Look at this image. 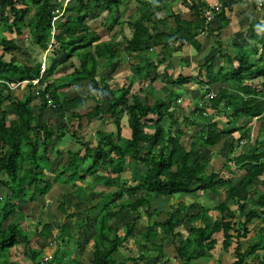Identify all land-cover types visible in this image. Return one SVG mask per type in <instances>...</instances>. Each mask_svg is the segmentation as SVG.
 Masks as SVG:
<instances>
[{
  "label": "trees",
  "instance_id": "obj_1",
  "mask_svg": "<svg viewBox=\"0 0 264 264\" xmlns=\"http://www.w3.org/2000/svg\"><path fill=\"white\" fill-rule=\"evenodd\" d=\"M125 1L129 0H68L63 14L52 23L55 10L63 8L64 0H0V23L15 36L14 40L0 35V186L8 192L0 196V264H42L41 249L29 248L30 263L10 259L12 250L19 249L21 242L28 247L32 240L23 225L24 204L46 195L55 183L74 186L76 178L84 181L87 176L92 182L115 188L101 193L99 201L88 206L89 193L78 185L73 194L61 195L57 209L66 217L58 226L59 239L65 245L77 240L80 229L85 237L91 234L90 264H115L119 247L129 240L141 249L135 256H123L124 261L159 263L164 257V241L163 237L157 243L153 241L158 229L164 237H170L180 264H196L212 253L217 243L222 251L231 249V264H264V253L259 257L256 254L264 249V223L257 228L256 240L243 249L240 246L253 231L249 225L264 216V23L252 15L246 16L247 41L232 42L231 53L216 50L204 54L203 60L193 66L195 73L179 72L174 77L167 72L171 67L168 58L189 47L198 53L210 36L218 38L224 34L230 24L226 12L247 0L222 2L210 21L203 17L210 5L200 0L182 1L190 12L189 18L171 10L170 0H134V16L120 20L117 8ZM6 8L10 16L2 13ZM255 26H260L261 32ZM124 27L128 32L121 34ZM104 32L112 34L108 40H102ZM118 34L121 37L117 40ZM26 38L30 46L46 51L49 64L42 73L40 61H18L12 54L23 51L18 41ZM5 54H9L8 59ZM23 54L30 56L26 51ZM122 55L133 60L129 63L130 76L127 83L112 90L108 81L114 67L98 74V60L105 59L103 67L107 68L125 60ZM217 57L222 63L216 64ZM67 62L69 68L65 69ZM182 62L189 68V61ZM61 70L66 73L53 76ZM85 81L91 84L94 95L70 97L62 90H75ZM21 82L25 83V93L18 97L7 83ZM155 82L166 89L164 96L156 98L144 92L147 84L153 86ZM189 82L198 84L204 97L202 104L194 102L180 119L177 113L182 107L176 99L181 92L177 89ZM135 83L139 85L137 91L132 90ZM35 98L40 100L37 106L32 104ZM88 98L93 105L80 113ZM48 99L52 104H48ZM46 113L55 117L53 123L45 118ZM82 117L98 118L113 129H97L93 143L79 139L69 130L68 123ZM122 117L125 126L120 123ZM61 118V122L56 120ZM255 123L263 134L258 133L249 142ZM182 125L196 130L186 145L181 140L185 136ZM123 127L126 136L122 134ZM234 132H238V138L228 141L231 156L225 154V162L220 161L221 166L213 169L209 165L211 152L216 147L222 152L225 135ZM66 137H74L80 146L67 151L68 160L62 164V153L54 145L55 139L62 143ZM240 139H245V148L239 147ZM232 167L243 170L236 181L223 175ZM99 169L101 174L97 173ZM126 170L131 172L129 183L121 182L120 174ZM249 186L255 189L254 193ZM218 188L224 189V196L212 207L195 206L194 202L185 205L178 199L176 207L165 213L150 210L156 195L217 192ZM231 203H235V209L230 208ZM82 204L85 206L80 209ZM247 206L251 207L245 212ZM211 210L217 211L218 216L209 222L206 220ZM125 211L129 220L120 236L110 220ZM142 212L149 218L148 223L143 230L135 231ZM79 215L82 218L75 219ZM156 215L158 219L150 220ZM68 220L73 223L72 230ZM194 220L203 223L191 225L186 236L180 238L174 229ZM51 232L46 222L35 230L41 238ZM216 233L221 235L220 242ZM152 250L157 253L151 263H146ZM56 254L49 255L46 264H82L74 251L68 250L67 261L63 260L64 251L61 256ZM251 256L255 259L249 260Z\"/></svg>",
  "mask_w": 264,
  "mask_h": 264
},
{
  "label": "rangeland",
  "instance_id": "obj_2",
  "mask_svg": "<svg viewBox=\"0 0 264 264\" xmlns=\"http://www.w3.org/2000/svg\"><path fill=\"white\" fill-rule=\"evenodd\" d=\"M187 2H189L190 0H185ZM194 1H199V0H194ZM204 3V0H200ZM252 1V0H251ZM251 1L247 4L246 2L244 5L240 4L238 8H235L231 13H229V19H230V25L228 28H226V30L224 31V34H220V36L214 37V36H210L209 40L206 43H203V49H201L198 53H195L194 49L192 47H189L183 51H177L174 52L173 55L168 58L169 61L171 62V67H169L167 69V72L172 74L174 77L179 73H189V74H193L196 72V69H194L193 66L196 65V63L201 62L203 60V55L207 54L210 55L213 52H216V50H222L221 52H225L228 51L229 53H231V39L234 43H240L242 44L243 42L247 41L246 36L249 34V32L247 30H245V27L247 26V19L245 18L248 15H257V17H260L259 19H263L264 18V6L262 8L256 9L253 7V4H257L256 3H251ZM126 3V4H125ZM124 5H127L128 7L135 6V1H127L125 2ZM129 5H128V4ZM123 7V5H122ZM172 10H176L177 12H179L183 17L189 18L190 17V12L187 9V6L185 5L184 2H182V0H174V2H172ZM235 11V12H234ZM2 13H4L5 16H10L9 10L8 8L4 9L2 11ZM241 23L243 24L242 26L244 27L243 29L242 26L240 28ZM264 23V22H263ZM256 29V31L261 32V27L260 26H255L254 27ZM238 30V31H237ZM125 31L128 32L127 28L125 27ZM235 32V33H234ZM237 32H241L238 33ZM236 34L235 37L232 38V34ZM0 35H4L8 38H12L14 39L15 36L12 33H9L5 28H3L2 23H0ZM110 34L107 33H103L102 36V40H108L109 37L108 36ZM15 40V39H14ZM200 41H202L201 38H199ZM18 43L21 45L23 51L29 52L30 56H26L23 54V51H14L12 54L16 57V59H18V61H23V59L25 60H37L40 61L41 64H44V69H45V65L46 63H48V59L46 56V51H41L39 50V48L37 47H32L30 46V40L28 38L23 39L21 41H18ZM217 43H221L217 45ZM252 44V43H251ZM211 49V50H210ZM2 52V49L0 48V53ZM227 52V53H228ZM226 53V52H225ZM204 55V56H205ZM5 59L9 58V54H5L4 55ZM122 59L124 58L123 55L121 57ZM105 60V59H104ZM104 60L102 58H100L99 61V66H98V74H101L104 72V70H108L109 72L111 71L110 69L113 67L114 64L110 65L107 68H104ZM182 60H186L190 62L189 68H186V66H184V61L182 62ZM123 61V60H122ZM121 61V65L117 66L114 68L113 73L110 75L112 77L110 81H108V85L110 88H112V90H115V88L121 86L122 84L127 83L128 77L130 76V71H129V66L127 63H123ZM129 62V61H128ZM216 64L217 63H222V60L217 57L215 59ZM123 63V64H122ZM68 62L65 64V69L69 68L68 66ZM217 66V65H216ZM63 69V70H65ZM160 71L162 70V66L159 67ZM216 69V68H214ZM58 71L56 73L53 74L54 77H57L63 73H66V71ZM82 84H80L79 87H76L75 90H72L71 88H64L62 89L63 91H68V96H73L76 94H82V95H94L95 91L91 88V84L88 81L85 82H81ZM19 84V83H18ZM16 84L13 88V94L21 97L24 96L25 93V83L22 84ZM18 85V86H17ZM148 87H145L146 89L144 90L145 93H151L152 97H161L164 96L166 94V89L163 87L160 88L162 86V83L159 82H155L153 84V86H155V89L159 90H155L152 89V85L151 84H147ZM165 87V86H164ZM139 88V85L137 83L133 84L132 90L137 91ZM213 89V88H212ZM178 92H181V96L179 97V99H176V104L179 105L180 107H182V110H179L177 113V117H179L181 119V115H186L189 107L194 103V102H198L202 104L203 101V89L199 87L198 84L194 83V82H189L185 85H182L180 87H178ZM214 90V89H213ZM34 91V90H33ZM143 96V95H142ZM40 100L39 98H35L32 100V104H34L35 106H37L39 104ZM93 105V100L88 98L87 100V106L84 107L83 109H80V113H84L85 111L89 110L90 107ZM35 111L37 110V108L34 109ZM210 112V111H209ZM61 121V120H60ZM110 121V120H109ZM121 125L125 126V117H122L120 120ZM260 123V122H259ZM68 127L70 131H73L74 133H76L75 137L77 138H82L83 140L87 141H91L92 143L95 142V132L97 129H106L108 130H112L113 126L111 124L108 123V125H104L101 123V121L98 118H91L90 120H88L86 117H82L81 119H74L72 120V122L68 123ZM182 129L184 131L185 136H182L181 140L182 143H184V145H186L189 140L191 139V137L193 138L196 135V130L194 131L193 126L190 127H183L182 125ZM255 129V131H254ZM259 133V135L263 134L262 130H259V124L255 123L254 125L251 126V130H250V134H249V142L253 141ZM122 134L123 136H126V131H125V127H123L122 129ZM231 137H233L234 139L238 138V132H234L232 134H227L225 135V140L222 142V152H219V147H216L214 150L212 151L210 154V161H209V165L214 169H218L221 164H223L225 162V158L227 154L228 156H231V153L228 154L229 152V144L228 141L231 139ZM245 139H240L239 140V147H246V142H244ZM80 146V144L76 141V139H74V137L72 138H64L63 142H58L55 139V145L54 147H57L59 149V151L62 153V160L64 161V163L68 160V157L66 155L67 151H72V150H76L78 147ZM239 148H237L236 150H238ZM219 152V153H218ZM53 152H51V156H52ZM221 161V164H220ZM226 164V163H225ZM243 171V170H242ZM227 175H228V171ZM97 173L101 174L102 170L99 169L97 171ZM225 173H223L224 175ZM120 177L122 179L121 182L125 181L124 183H129L130 181V177H131V172H129L128 170L124 171L123 173L120 174ZM235 178H233L235 181L237 179H239L240 175H235ZM76 185L71 186L68 184H59V183H55L52 185V187L50 188V190L46 193V195H44L43 197L37 198L36 200H34V202L32 203H26L24 204V214H23V225H24V229H26L27 234L30 235L32 237V240L29 244V246H25V244L23 242H21L19 244V249H15L12 250V253L10 254V259L12 260H19V261H23L25 263H30V260L28 258V254H30L31 250L29 251V248H33V249H41L42 251V256L39 258L40 262L42 264H46L47 259L49 258V255H53L54 253H57V256H61V253L64 251V259L63 260H68L67 256H68V250L69 251H74L75 253H77L79 255V261L82 264H90L89 259L91 257V252H90V247L92 244V238H90L88 234L87 237H85V235L82 233V230L80 229L78 231V233L76 234V239L74 241H70L68 242L66 245L59 239V224H61L63 221L66 220V217L61 214L59 212V210L57 209V205L59 204L60 200H61V195L64 193H74L78 190V185L83 186L86 191L89 193V198L90 201L87 204L92 205L96 202L99 201L100 197H101V193L103 192H109L112 191L115 187L114 185H109V186H105V185H101L98 182H92L91 178L89 176H87L86 180L84 181H80L76 178L75 180ZM94 183V184H93ZM91 184V186H89ZM258 189H261L262 186L260 184V182L258 183ZM249 191L254 193L255 189L252 186H249ZM8 193L6 189H4L3 187L0 186V196L4 195ZM140 193V191H137V194ZM212 195V197L210 196ZM224 196V189H220L218 188L217 192H195L192 194H174L172 196L166 197V196H161V195H156L152 201H151V208L150 210H155V211H164L163 213H165V211L167 210H172L173 208L176 207L177 205V201L178 199H182L185 203V205H189L190 203L194 202V205H208L209 207H212L216 204L219 203L221 197ZM124 198V197H123ZM74 200H76V198H74ZM121 201V200H120ZM119 201V202H120ZM24 200H21V203H23ZM85 206V204L80 205V209H83ZM251 206H247L245 208V212L250 208ZM230 208L235 209L236 205L235 203H231L230 204ZM155 214V213H154ZM216 216H218L217 211L215 210H211L210 212H208L207 215V220L206 221H211L214 220L216 218ZM78 218L75 219H81L82 215L77 216ZM242 218V216H240ZM153 218L158 219L159 216L156 215L152 216L150 218V220H152ZM148 217L146 215V213H141V216L137 222L136 225V230L138 231L139 229H144L145 226L148 223ZM129 220V215L127 214V212H123L120 214L119 217L117 218H113L110 220V224L113 225V227H115L117 229V233L118 235H122L123 234V226L124 224ZM69 221V220H68ZM255 221V220H254ZM250 224L249 227L252 228L253 230L257 227V223L254 224ZM48 223L50 224L51 228H52V232L50 233V235H48V237H44L41 238L39 237L36 233L35 230H39L41 228V224L42 223ZM203 223V221L200 220H194L192 222L187 223L186 221L183 223H180L174 230L178 231L180 233V238H184L188 232V228L191 225H201ZM261 223V222H259ZM69 224L71 226V230L73 229V223L71 221H69ZM90 228L92 229V224H89ZM253 232V231H252ZM256 234H252L249 233L247 235V238L245 240L241 241L240 246L242 247V249L244 247L247 246V244L251 241H254L257 239V237H255ZM215 238L218 240V242L221 241V235L220 233H216ZM163 237V247H162V251H163V259H160L159 263L157 264H180L178 258L176 257V253L174 250V247L172 246V244L170 243V237L169 236H165L162 233L161 229H158V237L153 240L155 243L159 242V238ZM179 240V238H177L176 242ZM234 246V244H233ZM141 248H139V246H136L134 243H132L131 240H129L128 242H123L122 245L119 247V252L118 254L115 255V259H116V263L115 264H130L129 261H124L123 260V256H135L137 255V253L139 252ZM157 253V250H152L150 251L147 256H146V263H151L152 258L154 257V255ZM214 253V254H213ZM212 254L214 255V257H218L219 259V263L221 264V262H223L224 264H231L233 261V256H230L229 254H224L222 253V250L220 249V244H218L217 248L212 251ZM222 256H226V257H222ZM166 260L165 262H162V260ZM217 259V260H218ZM215 258L214 260L211 258V261L216 262L217 261ZM250 260V258H249ZM202 261V260H201ZM206 262V259L203 263ZM217 263V262H216ZM55 264V263H53Z\"/></svg>",
  "mask_w": 264,
  "mask_h": 264
},
{
  "label": "crops",
  "instance_id": "obj_3",
  "mask_svg": "<svg viewBox=\"0 0 264 264\" xmlns=\"http://www.w3.org/2000/svg\"><path fill=\"white\" fill-rule=\"evenodd\" d=\"M131 1H133V0H131ZM181 1V0H180ZM182 1H185V0H182ZM191 1H194V0H190L189 2H187V3H190ZM224 1H226V0H204V3H208L209 5H211L212 3H214V2H220V3H222V2H224ZM251 0H247V2L249 3ZM126 2V1H125ZM124 2V3H125ZM172 2H174V0H170V3L168 4V6H170V9L172 10ZM194 2H196V1H194ZM247 2H246V4H247ZM256 3L257 2V4H253V7L254 8H256V9H259V8H262L263 6H264V0H252L251 1V3ZM262 2V3H261ZM124 3H122L121 5H119L118 6V8H117V10H118V13H119V15H120V20H123L124 18L126 19L129 15H132V16H134V14H135V12H134V10H135V8H136V2H135V6H130V7H128L127 5H124ZM126 4V3H125ZM128 4V3H127ZM240 4H242V5H244L245 3H236L234 6H233V10L235 9V8H238L239 7V5ZM245 4V5H246ZM122 5H123V7H122ZM129 5V4H128ZM261 5V6H260ZM174 12H177L175 9L173 10ZM235 12V11H234ZM227 13V15H228V17H229V13H233V12H226ZM252 16L254 17V18H256V19H258L259 21H261L262 23L264 22V18L261 20V19H259L260 17H257V15H254V14H252ZM230 25V24H229ZM241 26H242V23H241V25H240V28H241ZM244 27L242 26V28L241 29H243ZM238 31V30H237ZM125 33H127L126 31H125V27L123 28V32L121 33V34H125ZM235 33V32H234ZM232 34V38L233 37H235L236 36V34ZM238 33H241V32H237V34ZM121 34H118V36L116 37V39L118 40V39H120V37H121ZM111 35L112 34H110L108 37L110 38L111 37ZM231 42H233L232 41V39H231ZM124 58H125V56H123ZM104 60V59H103ZM129 61V62H128ZM133 60L132 59H127V58H125V60H123L122 62L123 63H127L128 64V66H129V63L130 62H132ZM121 63V62H120ZM122 63V64H123ZM119 65H121V64H117V65H113V67L115 68V67H117V66H119ZM80 84H82V83H80ZM80 84L77 86V87H79L80 86ZM72 90H74V89H72ZM66 93H68V91L66 92ZM74 96V95H73ZM45 118L46 119H48L49 120V122L50 123H53L54 121H55V117H53L52 115H48L47 113L45 114ZM57 121H59V122H61L62 121V118L61 119H56ZM61 120V121H60ZM254 123V122H253ZM254 131H255V129H254ZM256 137V136H255ZM62 164H64V161L62 160ZM232 169L233 170H230V171H228V176H232V178H235L234 176L235 175H242V171H240L239 169H237L236 167H232ZM227 175V172H225V174H224V176H226ZM233 181H235L234 179H233ZM60 184V183H59ZM61 185V184H60ZM63 185V184H62ZM211 197H212V195H210ZM221 200V199H220ZM208 206V205H207ZM218 213V212H217ZM255 220V221H254ZM253 221H254V224L255 223H257L256 225H257V227L253 230V232H250V233H252V234H256L257 233V228H258V226L259 225H262L263 223H264V216H263V218L261 219V221L259 220V219H254ZM259 222H261V223H259ZM252 224H253V222H252ZM262 233V237L264 238V230L261 232ZM249 243H251V242H249ZM218 244L219 243H217V245L216 246H218ZM235 245V244H234ZM232 248V247H231ZM245 248V247H244ZM230 250L231 249H229V251H222V253H223V255L224 254H229V255H231L229 252H230ZM264 253V249H262V250H257L256 251V254H257V256L259 257V256H261L262 254ZM214 254V253H213ZM212 253H210V254H206V255H204V257L203 258H201L196 264H220L219 262V259H218V257L216 256V257H214V255H213ZM222 257H226V256H222ZM211 258L214 260V258L217 260L216 262H213V261H211ZM205 259H206V262L205 263H203L204 261H205ZM251 259H255L254 258V256H251L250 257V260ZM202 260V261H201ZM221 264H224L223 262H221Z\"/></svg>",
  "mask_w": 264,
  "mask_h": 264
},
{
  "label": "built area",
  "instance_id": "obj_4",
  "mask_svg": "<svg viewBox=\"0 0 264 264\" xmlns=\"http://www.w3.org/2000/svg\"><path fill=\"white\" fill-rule=\"evenodd\" d=\"M67 1L68 0H64V4H63V8L62 9L55 10V15L52 16V23L55 22L63 14L64 6L66 5ZM220 8H221V3L220 2H214V3H212L209 6V8H207V9H205L203 11V17H205L206 21H210L214 17V15L216 14V10L219 11ZM43 70H44V64H42V66H41V73L43 72ZM33 82L36 83L37 82V79L36 80H33ZM22 83L23 82H21L19 84H22ZM7 85L12 89L16 84H9V83H7ZM48 104L49 105L52 104V100L51 99H48Z\"/></svg>",
  "mask_w": 264,
  "mask_h": 264
}]
</instances>
